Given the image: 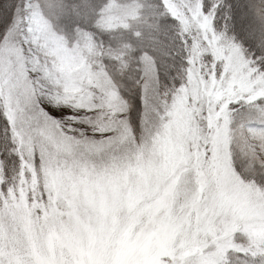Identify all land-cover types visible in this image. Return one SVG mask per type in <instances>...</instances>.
<instances>
[{
	"label": "snow or ice",
	"instance_id": "obj_1",
	"mask_svg": "<svg viewBox=\"0 0 264 264\" xmlns=\"http://www.w3.org/2000/svg\"><path fill=\"white\" fill-rule=\"evenodd\" d=\"M0 264H264V0H0Z\"/></svg>",
	"mask_w": 264,
	"mask_h": 264
}]
</instances>
